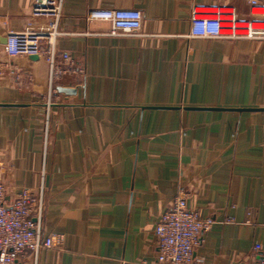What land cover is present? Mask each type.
<instances>
[{"label":"crops","instance_id":"crops-1","mask_svg":"<svg viewBox=\"0 0 264 264\" xmlns=\"http://www.w3.org/2000/svg\"><path fill=\"white\" fill-rule=\"evenodd\" d=\"M35 1L0 0V166L9 197L43 190V236L62 241L15 264L154 263L156 223L181 190L213 221L202 264H257L264 38L190 35L194 6L248 20L250 0H63L54 57H11ZM97 8L140 9L143 27L113 34L89 18Z\"/></svg>","mask_w":264,"mask_h":264},{"label":"built area","instance_id":"built-area-1","mask_svg":"<svg viewBox=\"0 0 264 264\" xmlns=\"http://www.w3.org/2000/svg\"><path fill=\"white\" fill-rule=\"evenodd\" d=\"M252 18L242 20L233 11L200 9L191 10L190 35L218 38H264V5L250 0ZM63 0H36L31 13V23L22 31L7 37L4 50L7 55H48L54 57L55 44L63 34L60 29ZM90 19L112 23L111 33H137L143 27V12L137 8H97L89 12ZM69 58V53L63 54ZM50 98V97H49ZM8 167L0 166V264H15L28 250L38 253L43 248L61 245L62 236H43L45 200L43 190L24 187L14 197L6 188ZM189 193L181 190L170 206L161 214L155 226L158 256L154 263L139 261L137 264H202L195 257L201 242L202 231L208 229L212 219L203 218L199 211L188 204ZM257 264H264V243L254 246ZM123 264H135L124 261Z\"/></svg>","mask_w":264,"mask_h":264},{"label":"water","instance_id":"water-1","mask_svg":"<svg viewBox=\"0 0 264 264\" xmlns=\"http://www.w3.org/2000/svg\"><path fill=\"white\" fill-rule=\"evenodd\" d=\"M31 57L34 58V59H37V58H38V55H31ZM60 89H61V88H60ZM61 90H65V91H67L66 89H61Z\"/></svg>","mask_w":264,"mask_h":264}]
</instances>
